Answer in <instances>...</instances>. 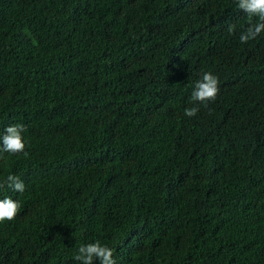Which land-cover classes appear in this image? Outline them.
I'll return each instance as SVG.
<instances>
[{
	"label": "trees",
	"instance_id": "16d2710c",
	"mask_svg": "<svg viewBox=\"0 0 264 264\" xmlns=\"http://www.w3.org/2000/svg\"><path fill=\"white\" fill-rule=\"evenodd\" d=\"M247 26L236 0H0V135L27 129L0 151V182L25 184L0 189L20 203L0 264H79L97 240L117 264H264V32L241 44ZM204 71L219 92L189 118Z\"/></svg>",
	"mask_w": 264,
	"mask_h": 264
},
{
	"label": "clouds",
	"instance_id": "9594fccd",
	"mask_svg": "<svg viewBox=\"0 0 264 264\" xmlns=\"http://www.w3.org/2000/svg\"><path fill=\"white\" fill-rule=\"evenodd\" d=\"M237 8L243 11L248 17V26L239 34V42L246 44L256 39L264 32V0H236ZM255 18V20L253 19ZM234 26L229 25L228 31L231 33ZM218 78L210 71H204L198 80L194 82V87L190 96L192 107L184 109V115L191 118L195 117L201 105L208 106L210 101H215L219 92ZM23 124H14L6 127L0 135V151L16 154L24 152L25 143L23 133L26 131ZM27 153H25L26 155ZM7 187L14 192L23 193L25 184L18 176L9 174L3 182H0V189ZM20 210L18 200L11 197L0 199V222L15 219ZM74 259L79 264H117L114 258V250L102 244L99 240L81 245Z\"/></svg>",
	"mask_w": 264,
	"mask_h": 264
}]
</instances>
